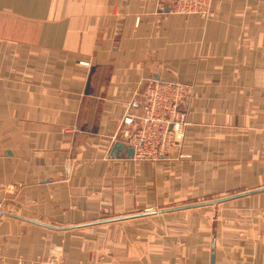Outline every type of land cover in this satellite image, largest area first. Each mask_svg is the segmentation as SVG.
Instances as JSON below:
<instances>
[{
	"label": "crops",
	"instance_id": "obj_1",
	"mask_svg": "<svg viewBox=\"0 0 264 264\" xmlns=\"http://www.w3.org/2000/svg\"><path fill=\"white\" fill-rule=\"evenodd\" d=\"M163 1L0 0V264H264V0ZM150 77L193 85L182 156L110 157ZM190 197L228 198L154 209Z\"/></svg>",
	"mask_w": 264,
	"mask_h": 264
},
{
	"label": "built area",
	"instance_id": "obj_2",
	"mask_svg": "<svg viewBox=\"0 0 264 264\" xmlns=\"http://www.w3.org/2000/svg\"><path fill=\"white\" fill-rule=\"evenodd\" d=\"M211 3L212 0H164L161 5L175 14L208 17ZM192 97V84L154 77L143 79L126 103L113 143L119 141L132 147L129 159L134 162L164 159L172 151L181 157ZM2 205L0 200V208Z\"/></svg>",
	"mask_w": 264,
	"mask_h": 264
},
{
	"label": "rangeland",
	"instance_id": "obj_3",
	"mask_svg": "<svg viewBox=\"0 0 264 264\" xmlns=\"http://www.w3.org/2000/svg\"><path fill=\"white\" fill-rule=\"evenodd\" d=\"M185 137V136H184ZM184 141V140H183ZM183 146V144H182ZM172 156H175V152L172 151L168 154L166 159L172 158ZM180 158V157H178ZM165 159V158H164ZM142 161H149V160H142ZM153 162V161H149ZM155 162V161H154ZM219 197H212V198H196V197H190L183 200H177L172 203H164L161 204V206H157L154 209L158 210L161 208H168V207H174V206H181V205H189L197 202H206V201H212L216 200ZM219 206H222L221 204H215L211 206H207L205 208H196V209H185L181 211H175L164 215H156L154 217H147L143 221H151V222H159L162 223V229H160L163 233H170L171 235H185V233H188V235L196 234V232L199 231L200 228V222L202 220V217L206 216L209 218L212 214V211L218 208ZM3 207V205H2ZM139 211H145L144 209H141ZM132 213V212H131ZM135 213V212H134ZM216 214V212H215ZM165 223H173V224H165ZM148 226V225H147ZM152 226V225H151ZM148 231L151 230L150 228L147 229ZM118 231H121L119 229ZM96 245L99 248L103 249L102 245V239H96ZM100 250V249H99Z\"/></svg>",
	"mask_w": 264,
	"mask_h": 264
},
{
	"label": "water",
	"instance_id": "obj_4",
	"mask_svg": "<svg viewBox=\"0 0 264 264\" xmlns=\"http://www.w3.org/2000/svg\"><path fill=\"white\" fill-rule=\"evenodd\" d=\"M132 153H133V149L132 147H126L125 144H123L122 142L116 141L112 144L110 151H109V155L110 157H116V156H125L126 158H131L132 157ZM246 193H250V192H246ZM241 195V194H237L236 196ZM233 197V196H231ZM228 197L225 198H220L217 200H212V201H206V202H201V203H194V204H189V205H185V206H180V207H191V206H197V205H201V204H211V203H215V202H220L223 201L225 199H227ZM147 214L146 212H142V213H138V214H134V215H127V216H121V217H114V218H109V219H105L102 221H113V220H119V219H123V218H129L132 216H140V215H145ZM214 263V259H213V254L211 255V260H210V264Z\"/></svg>",
	"mask_w": 264,
	"mask_h": 264
}]
</instances>
